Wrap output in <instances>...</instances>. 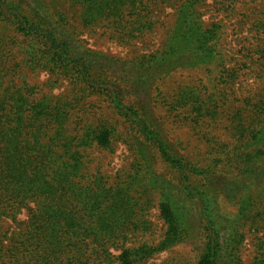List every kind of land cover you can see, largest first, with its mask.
Listing matches in <instances>:
<instances>
[{
	"label": "trees",
	"instance_id": "1",
	"mask_svg": "<svg viewBox=\"0 0 264 264\" xmlns=\"http://www.w3.org/2000/svg\"><path fill=\"white\" fill-rule=\"evenodd\" d=\"M67 1L85 26L107 21L124 34L139 31V0ZM180 12L161 51L125 60L83 45L47 0H0V264H143L186 240L199 248L197 264H243L252 230L260 234L249 264H264V98L248 101V118L238 114L237 155L226 167L218 157L206 166L188 159L153 109L161 72L215 57L192 3ZM26 69L106 97L129 125L133 167L113 183L91 173L92 150L111 147L116 125L75 99L36 95ZM158 159L175 179L156 171ZM151 189L166 225L156 244L139 240L152 228L142 218ZM220 196L237 206L235 216L223 213Z\"/></svg>",
	"mask_w": 264,
	"mask_h": 264
},
{
	"label": "rangeland",
	"instance_id": "2",
	"mask_svg": "<svg viewBox=\"0 0 264 264\" xmlns=\"http://www.w3.org/2000/svg\"><path fill=\"white\" fill-rule=\"evenodd\" d=\"M47 2L51 9L67 14L68 26L87 48L125 60L161 51L177 24L183 3H192L193 15L197 18L194 25L199 22L212 36L208 44L213 46L215 57L209 62L194 61V65H178L161 72L155 82L153 109L169 139L200 166L218 157L219 166L226 167L227 160L237 155H234L237 139L233 125L238 123V114L248 118V101L264 98V26L261 24L264 0H139V9L135 10L139 11V31L131 34L121 33L115 24H107V21L85 26L78 6L67 0ZM130 19L134 22L137 17ZM186 55L190 56V52ZM228 72L231 76L223 78ZM25 74L26 80L36 86V95L61 94L75 99L79 109L103 112L116 125L111 147L92 150L91 173L103 174L105 180L113 183L119 179V174L133 167L134 140L129 125L112 109L106 97L76 87L63 75L55 76L41 69H26ZM124 97L130 101L128 95ZM156 171L175 179L174 172L161 159L157 160ZM147 193L149 210L142 218L150 220L152 228L140 232L139 240L156 244L164 237L166 225L160 215L159 193L152 189ZM219 204L224 214L236 215L235 204L222 196ZM25 217L23 210L18 219ZM257 232L252 230L246 235L240 255L243 264H249L256 253V235L260 234ZM198 251L193 240H186L157 253L143 264H197Z\"/></svg>",
	"mask_w": 264,
	"mask_h": 264
}]
</instances>
